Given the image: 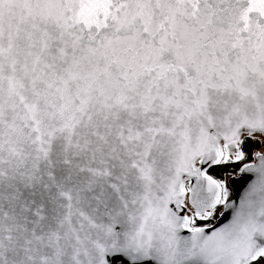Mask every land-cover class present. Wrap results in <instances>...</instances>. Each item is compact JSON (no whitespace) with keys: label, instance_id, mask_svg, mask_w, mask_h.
Wrapping results in <instances>:
<instances>
[{"label":"snow or ice","instance_id":"obj_1","mask_svg":"<svg viewBox=\"0 0 264 264\" xmlns=\"http://www.w3.org/2000/svg\"><path fill=\"white\" fill-rule=\"evenodd\" d=\"M0 264H264V0H0Z\"/></svg>","mask_w":264,"mask_h":264},{"label":"water","instance_id":"obj_2","mask_svg":"<svg viewBox=\"0 0 264 264\" xmlns=\"http://www.w3.org/2000/svg\"><path fill=\"white\" fill-rule=\"evenodd\" d=\"M237 187L239 188V187H241V185L238 184Z\"/></svg>","mask_w":264,"mask_h":264}]
</instances>
